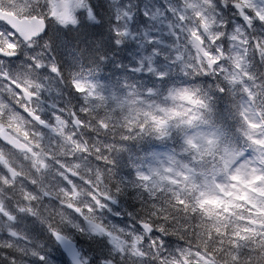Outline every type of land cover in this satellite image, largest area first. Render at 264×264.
<instances>
[{
  "label": "clouds",
  "instance_id": "clouds-1",
  "mask_svg": "<svg viewBox=\"0 0 264 264\" xmlns=\"http://www.w3.org/2000/svg\"><path fill=\"white\" fill-rule=\"evenodd\" d=\"M0 264H264V0H0Z\"/></svg>",
  "mask_w": 264,
  "mask_h": 264
},
{
  "label": "snow or ice",
  "instance_id": "snow-or-ice-1",
  "mask_svg": "<svg viewBox=\"0 0 264 264\" xmlns=\"http://www.w3.org/2000/svg\"><path fill=\"white\" fill-rule=\"evenodd\" d=\"M9 15H12L13 17H15V13L13 12V13H9Z\"/></svg>",
  "mask_w": 264,
  "mask_h": 264
}]
</instances>
